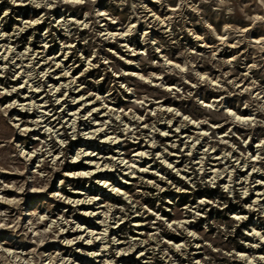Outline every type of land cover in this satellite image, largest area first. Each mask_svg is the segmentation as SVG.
I'll return each mask as SVG.
<instances>
[{"label":"rangeland","instance_id":"374dc122","mask_svg":"<svg viewBox=\"0 0 264 264\" xmlns=\"http://www.w3.org/2000/svg\"><path fill=\"white\" fill-rule=\"evenodd\" d=\"M0 264H264V0H0Z\"/></svg>","mask_w":264,"mask_h":264},{"label":"bare ground","instance_id":"6f19581e","mask_svg":"<svg viewBox=\"0 0 264 264\" xmlns=\"http://www.w3.org/2000/svg\"><path fill=\"white\" fill-rule=\"evenodd\" d=\"M100 130V129H99Z\"/></svg>","mask_w":264,"mask_h":264}]
</instances>
